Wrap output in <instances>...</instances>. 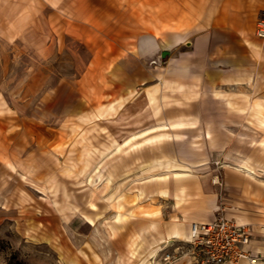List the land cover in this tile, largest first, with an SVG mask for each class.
I'll return each mask as SVG.
<instances>
[{
	"label": "crops",
	"instance_id": "obj_1",
	"mask_svg": "<svg viewBox=\"0 0 264 264\" xmlns=\"http://www.w3.org/2000/svg\"><path fill=\"white\" fill-rule=\"evenodd\" d=\"M261 17L264 0H0V55L16 52L5 69L0 63V91L65 50L71 71L51 84L50 108L71 105L105 122L106 210L129 212L127 201L137 200L128 224L142 255L213 221L215 159L224 216L249 227L246 250L264 264ZM114 121L122 139L108 134Z\"/></svg>",
	"mask_w": 264,
	"mask_h": 264
},
{
	"label": "rangeland",
	"instance_id": "obj_2",
	"mask_svg": "<svg viewBox=\"0 0 264 264\" xmlns=\"http://www.w3.org/2000/svg\"><path fill=\"white\" fill-rule=\"evenodd\" d=\"M15 54L1 53L3 69ZM71 66L68 53L57 50L0 91V264H156L159 253L142 255L135 228L128 224L137 221V200L127 201L129 212L120 204L114 213L106 210L111 185L103 119L82 118L87 111L73 112L71 105H62L59 113L57 106L50 108L56 91L50 86ZM119 122H108V134L113 129L118 135L114 140L122 139ZM218 162H210L209 184L224 213L227 190ZM216 172L221 197L211 184Z\"/></svg>",
	"mask_w": 264,
	"mask_h": 264
},
{
	"label": "built area",
	"instance_id": "obj_3",
	"mask_svg": "<svg viewBox=\"0 0 264 264\" xmlns=\"http://www.w3.org/2000/svg\"><path fill=\"white\" fill-rule=\"evenodd\" d=\"M255 35L264 39V17L258 19ZM211 184L219 188L221 197L223 185L217 172ZM250 237L249 227L227 219L222 204L218 203L212 222L190 224L187 241H166L158 252L156 264H173L178 259L192 264H238L242 260L255 264L257 255L246 250Z\"/></svg>",
	"mask_w": 264,
	"mask_h": 264
},
{
	"label": "water",
	"instance_id": "obj_4",
	"mask_svg": "<svg viewBox=\"0 0 264 264\" xmlns=\"http://www.w3.org/2000/svg\"><path fill=\"white\" fill-rule=\"evenodd\" d=\"M168 53H167V51H162V53H161V57L163 58L165 55H167Z\"/></svg>",
	"mask_w": 264,
	"mask_h": 264
},
{
	"label": "bare ground",
	"instance_id": "obj_5",
	"mask_svg": "<svg viewBox=\"0 0 264 264\" xmlns=\"http://www.w3.org/2000/svg\"><path fill=\"white\" fill-rule=\"evenodd\" d=\"M169 240H170V239H169ZM159 251H160V249H157V250H156V254H157Z\"/></svg>",
	"mask_w": 264,
	"mask_h": 264
}]
</instances>
